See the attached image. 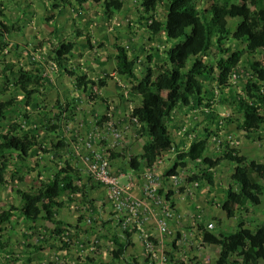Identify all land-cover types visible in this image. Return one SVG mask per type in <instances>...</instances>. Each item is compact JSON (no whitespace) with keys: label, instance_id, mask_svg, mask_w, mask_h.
<instances>
[{"label":"trees","instance_id":"trees-1","mask_svg":"<svg viewBox=\"0 0 264 264\" xmlns=\"http://www.w3.org/2000/svg\"><path fill=\"white\" fill-rule=\"evenodd\" d=\"M2 3L0 1V5ZM47 3H51L50 6L48 5L49 9L57 10L59 13L67 6L78 8L79 5V8H82L87 3H96L103 7L108 17H111L124 8L126 0H47ZM141 6V16L143 18L146 16V22L143 24L150 38L153 39L164 32L168 39L175 42L162 52L158 47L153 48V53L147 57V64L139 62L138 54L130 55L128 47L118 43L114 46L115 53L106 55L107 63L116 60L115 73L130 80V92L138 94L141 98L139 104L133 108L131 116L138 117L141 123L139 133L146 135L148 140L143 145L144 153L131 157V168L141 171L144 161L147 166H151L164 153L174 148L175 161L166 170L165 175L169 178L178 175L181 169L189 166L190 161H201L209 167L207 169L209 171L205 170L202 175L195 174L189 179L196 180L199 185L204 180L212 184L213 174L210 170L221 163L230 162L234 165L233 182L226 189V200L222 203V209L227 217H235L240 210L248 211L249 203L261 204L264 192V162L250 159L231 146L225 147L222 152L209 155L211 143L208 134L192 141L188 149L182 150L174 142L168 119L181 105H189L197 109L205 105L204 108L208 112L206 116L213 117L211 103H204V100L207 95L214 96L215 93L207 88L204 82L216 79L220 87L231 86V74L238 67H242L250 70L247 78H240L242 92L233 95V101L242 114L238 126L246 134L258 132L262 128L264 124V0H209L208 5L203 7H199L197 0H142ZM0 16L2 17L0 49L4 50L8 46L5 41L6 36L20 33L23 26L13 22V18L8 19L1 6ZM230 18L240 20L235 30L229 26ZM76 34L78 37L84 36L88 45H91L90 32L78 29ZM229 37L244 43L245 47L235 50L230 46L231 44L225 46ZM17 46L15 49H18ZM43 46L41 43L39 47H34L35 52L38 53ZM76 49V40L66 38L52 42L46 54L44 53L45 60L30 61L31 66L18 64L6 58L0 60V97H4L12 87L22 96L21 99L19 95L0 99V120H5L19 103L35 108L41 106L37 95L45 94L43 88L50 82L45 70L51 60L57 64L58 70L72 76L77 75L78 87L86 88L90 84L102 88L108 85L109 80L114 79V75L108 73L107 68L102 69L105 74L103 77L94 80L85 72L77 73V70L69 67L68 62L74 56ZM258 49L261 50L260 57H251ZM246 54L249 56L245 57ZM139 64L143 67L142 75L136 73ZM237 76L240 77V74ZM90 96L95 97V94ZM101 99L108 102L104 96ZM55 106L58 108V113H55L57 119H61L62 116L63 122L73 119L75 107L69 101L63 103L57 99ZM45 129L52 130L53 127L48 129L45 125ZM39 136L38 129L32 127L29 130L22 129V124L16 121L10 123L7 130L0 131V185L9 182L7 174L12 159L11 154L17 153V161L26 168L18 177L20 181L42 163L40 158L33 163L29 160L33 153L37 156L40 154L37 153L42 145ZM73 140L75 141L74 137ZM70 141L72 140L63 133V139L52 141L51 147L44 149L43 152L51 153V162L63 158V165L51 178L42 180L35 190L16 189L20 197V205L0 211V232L4 231V223L14 217L15 211H19L32 223L42 218L54 225V234H57L62 246L69 250L75 238L79 237L78 232H72V228L80 226L79 223L86 218L87 212L90 221L93 220L94 214L90 212L88 206L79 207L82 208V214L76 225L66 223L64 226L63 220L59 218V213L67 202L81 201L83 204V201H96L94 198H89L88 193H84L83 196L78 195L81 188L78 180L83 179L82 169L73 166L63 157L70 151ZM109 151L112 159L113 153ZM86 177L87 185L92 181L99 183L89 172ZM15 178L17 177L13 176L12 180ZM172 192L166 195L168 200L171 199ZM63 195L67 196V201L62 198ZM110 221L104 220V227L113 231ZM33 226L27 225L28 228ZM243 226L242 217L238 219L237 229L233 231H221L216 234L210 228L201 226L202 239L220 246L216 264H258L259 260L264 259V224L258 227L253 237L245 234ZM84 229L89 231L91 227ZM116 232L113 231L112 238L114 237L118 250H113V255L123 258L129 245L130 232L123 230L121 235ZM2 236L0 233V249L8 250L10 243L5 242ZM101 239L102 237L99 238ZM28 246L35 251L42 249V246L31 243ZM233 256L237 258L233 259Z\"/></svg>","mask_w":264,"mask_h":264},{"label":"rangeland","instance_id":"rangeland-1","mask_svg":"<svg viewBox=\"0 0 264 264\" xmlns=\"http://www.w3.org/2000/svg\"><path fill=\"white\" fill-rule=\"evenodd\" d=\"M41 1L42 0H27L26 4L18 5L17 8L11 7L14 9L12 14L17 11V14L21 15V12L24 8H32L37 11V4ZM197 1L199 7H203L208 5L209 0ZM48 5L50 6L51 3H46L45 7H48ZM95 5L97 4H94V6ZM85 7L86 8L82 7L81 9L73 8V10H75V13L76 11H79V16H76V18L74 19V23L76 24L77 29L84 30L86 25L90 23L91 19L89 17V14L93 10L88 9L87 4L85 5ZM4 10H6V7L4 8ZM69 10L70 14H74L71 8ZM88 10L90 11L88 12ZM51 11L53 10L50 9L48 13H45V15L43 17L41 16L40 18L41 22L43 23L41 26V32L38 30L39 32L37 31V33L34 32L35 30H31L28 32L27 37L24 33L23 37L25 38L24 40H22L25 45H22L19 51L16 49L17 51H15V55L12 54V52L9 53L10 47H6L4 50L0 49V60L6 58L7 60L10 59V61H12V59H16L17 57L25 58L26 56H28V49H30L33 51L35 57L33 61H44V55L46 54L49 45L52 42L64 40L67 36V34H63V12L61 20L59 22V20H57L55 16L58 13L57 10H54V14H51ZM92 13L96 15L97 11H93ZM239 21L240 20L238 18H230V28L232 30H235L238 26ZM58 23H60V26H57ZM99 26L100 24L96 25V33L101 31V28H99ZM94 37L95 36H93V38ZM107 37L108 39L106 38L105 41H100V36H97V39H95V43L91 42V45H77V49L74 52V56L68 62V66L77 70L78 72L88 73L91 76L98 75L97 73H99L100 69L103 68H107L108 73H113L115 71L114 69L116 63L114 62V60L107 63L105 59L107 54L112 53L113 50L115 51L112 42L117 38L113 33ZM41 43L44 46L42 47V49L40 48V51L38 53H35L34 47H39ZM227 44H231L230 46H232L235 50L245 47L244 43L231 39V37L227 39L225 46H227ZM6 49L8 53L5 52ZM260 54L261 50L258 49L255 55L250 56L260 57ZM142 55L143 58L146 56V54L143 53ZM246 56L249 55L246 54L245 57ZM51 62L52 60L49 61V64L47 65L45 71H58V68H56V70H52L50 68ZM26 65L28 66L30 64ZM142 69V65L139 64V67H137L136 69L137 73L140 74V71ZM249 70L238 67V69L235 70V72L230 76L231 86L220 87L216 79L205 81L204 83L206 87L215 93L214 96H211L210 94L207 95L204 100V103H211L213 117L206 116L208 112L206 108H204L206 107L205 105H202V107L193 110L192 113H187V115L179 113L177 117L178 121H184V123H188V126L184 128L181 126H177L174 128L172 123L168 122L173 135L178 136L182 134L189 136L190 134L193 135L194 133H197L198 135L201 134V136H204L208 134L211 143L209 155H212L215 152H222L224 151L225 147L231 146L239 150L240 153L248 156L250 159L264 162V124L258 132L246 134V132L240 129L238 126L242 118V114L238 111L237 106L233 101L234 93L238 94L242 92V80H240V78H247ZM238 74H240V77L237 76ZM12 79H14V76ZM44 93L45 94L43 95H37V100L41 105L38 108L25 105L24 103H19L14 108V110L7 115L5 120H0V131L7 130L10 123H12L13 121L21 123L22 129L29 130L30 127L38 129V134L44 135V138L47 139V145H41L40 149L41 154L46 157L44 159L42 158V161L44 160V165L50 167L48 171L51 175L53 174V172L57 171L61 165H63V158H58L57 160H54V162H51V153H45L43 151L45 148L48 149L51 147L50 144L52 143V141L63 139V133H67V129H69V127L64 125L63 116L61 117V119H57L55 117V113H58V108H56V106L51 102L52 99H54V95L50 96L49 91H44ZM13 95H19V92H17L16 89L12 87L10 91L7 92L4 97H0V99L9 98ZM26 114H28V116H26ZM45 125L48 126V129L51 127H53V129L46 130ZM74 129H78L76 125L74 126ZM91 131L93 132L95 130L93 129L90 130V132ZM77 132L80 133L79 129ZM97 133L98 134L93 135L95 136L96 141L101 144L99 149H102L103 147H109L106 142L107 138L102 140L103 135L101 128L97 131ZM128 134L129 133L124 134L123 141L124 139H126V135ZM136 134H140L139 127L134 126V131L131 135L136 136ZM71 136H73L75 140H80L81 135L79 136L78 134H71ZM84 148L86 147L84 146ZM90 152L91 149H86L85 153L89 154ZM11 157L12 159L9 164L7 174L9 182L5 185H0V211L8 209L14 205H20V197L16 192L18 183L13 182L12 178L13 176H16L18 178L19 175H21L23 172L21 171V169L18 172H13V170L15 169L14 158L16 157V153L11 154ZM174 157H176L175 153ZM36 160L37 158H32L30 162L33 163ZM25 169L26 168H24V170ZM207 169H209V167L203 164L201 161H190L189 166L186 168V170L181 169L179 171L178 182L171 183L172 191L176 190V192H178L177 200L180 210H176L177 208L174 209L172 207L176 213V218L172 220L170 224L176 229V234L178 235L177 240H179L180 246L179 251L186 252V255L188 256L187 259L177 260L178 262H180V264H184L185 260L190 261L191 259L195 260L199 258V255L194 253V251L197 252L203 248H206L205 250L208 252V257H206L205 254L203 256L204 259L206 258V261L208 263L204 262L201 259H198L195 264H216V250H214V247L211 248L210 245L204 244V240H202L201 235V226L208 227L207 225L212 222L214 224V227L211 230L216 234H219L221 231H233L237 229L238 219L242 217L244 219L243 231L248 237H253L255 236V231L258 229V227L264 224V192L262 195L261 204L253 205L249 203L248 211L240 210L235 217L229 218L227 217L226 212L222 209V205H220L219 203L223 202V197L226 195V189L233 182L232 175L234 173V165L228 162L221 163L212 168L210 170L213 174L212 184L207 180H204L202 183L200 182L199 185H196L194 183L196 182V180H189L190 177L195 174L202 175V173H204ZM158 175L160 178V194L166 196L169 192H165L163 190V186H161L163 181L161 177L163 176V174L161 173ZM78 181L81 186L80 193L78 194L79 196L80 194L83 196L84 193H88V196L98 195L99 197L97 199L105 201V196L104 194H102L105 188L102 184L97 183V185L95 186L88 187L87 183L83 182V179H80ZM94 183L95 182H93L92 184ZM207 184L210 186H208ZM30 185L34 187L35 183H28V187H30ZM208 187H211L212 189L209 190ZM95 188L98 190L96 191ZM100 188L102 190H100ZM62 198L67 201L66 195H63ZM205 199H207V203ZM171 201H175V198L173 196L171 197ZM192 203L195 204L194 211L192 208L187 206L192 205ZM75 212L80 216L82 214V208H77ZM109 212L115 213L111 208V210H106L105 214L102 216L94 215L95 218H93V220L91 221L94 224L93 227H97V229H100L101 226L104 225V223L102 224L101 221H104L106 219L110 220L111 218H106V214ZM86 215L90 217L89 212H87ZM21 216L22 215L19 213V211H15L14 217L9 222L4 223L3 225L4 231L0 233H2L3 235L2 239L5 242L10 243V247L8 248V250L0 249V264H41L42 259H44L45 264H71L67 261L66 258L68 253L62 251L66 248L62 246V242L57 238V234H54L53 232L54 225L44 227L45 223L43 221H40L38 222V224H35L33 228H28L27 225L24 224L23 218ZM116 218L118 223L122 224L120 218ZM109 228L111 229V227ZM124 229L125 228L123 227L121 228V230ZM194 231H196L197 233H195ZM188 235H194L191 239L192 242L196 240V244L191 243ZM74 241L75 242L72 243L70 249L72 247L73 249H75V247H77L76 245L79 244L78 242H84V238L78 237L75 238ZM104 241V243H99L100 247L103 246V244L106 247V242L108 244V241ZM29 243L42 246V249H40L41 251H39V253H42V255L35 254L31 256V252L29 253L30 249L28 247ZM235 258L237 257L233 256V259ZM103 261L106 263V260L103 259ZM258 264H264V259L259 260Z\"/></svg>","mask_w":264,"mask_h":264},{"label":"crops","instance_id":"crops-1","mask_svg":"<svg viewBox=\"0 0 264 264\" xmlns=\"http://www.w3.org/2000/svg\"><path fill=\"white\" fill-rule=\"evenodd\" d=\"M141 2L142 0H126L124 8L111 17H108L105 14V11L102 6L99 7L100 5L98 6V4L94 6V4L96 3H87V8L93 11H97V13L96 15H94V13H92L93 11H91V13L89 14V17L91 19L90 23L86 25L84 30L92 34L93 43H95V39H97V36H100V41H105L106 38L108 39L107 36H110L113 33L117 38L112 42L113 46H115L116 43L125 45L126 47H128L130 55L138 54L140 57L139 62H145L147 64V57L148 55L153 53V48L158 47L162 52L175 41L168 39L165 36L164 32H161L160 34L156 35L153 39L150 38V34L148 33L146 27L143 24L146 22V16L144 18L141 16ZM26 3L27 0H5L2 5H0L2 9L6 7V10L4 11L8 19L13 18V22L23 26V30L20 33H12L10 35H7L5 38V41L8 43L7 47H10L9 53L12 52V54H14L17 50L19 51L22 45H25L23 43V40L25 38L23 37L24 33L27 37L28 32L31 30H35L34 32H37L38 30L40 32L42 31L41 26L43 23L41 22L40 18L41 16L43 17L45 13H48L50 10L48 7H45L47 1L42 0L37 4V11L32 8H24L21 12V15L17 14V11L12 14L14 9L11 7L17 8L18 5H23ZM70 8L71 7L69 6L63 8V34H67V39H75L77 45H86L88 44L86 38L84 36L78 37L76 34V30L78 29L76 28L74 19L76 18V16H79V11H76L75 13V10L71 8L74 14H70ZM83 8L86 7L84 6ZM89 11L90 10H88V12ZM54 12L55 11H51V14H54ZM55 16L56 19L60 22L62 12H58ZM1 18L2 17L0 16V20ZM98 24H100L99 28H101V31L96 33V25ZM57 26H60V23H58ZM93 36L95 37L93 38ZM16 45H18L17 50L15 49ZM5 52L8 53L7 49L5 50ZM112 53H115V51L113 50ZM142 53L146 54L144 58ZM27 54L28 56H26L25 58L17 57L16 59H12V61L23 65L29 64V62L33 61L35 57L33 51L30 49H28ZM114 62L116 63V60H114ZM28 66H31V64ZM86 74L89 78L94 80H98L99 78L105 75L102 69H100L99 73H97L98 75L96 76H91L88 73ZM111 74L114 75V79L109 80L107 86L98 88L96 86L88 84V86L85 88L77 86V75L72 76L69 75L67 72L61 70H58L56 72H50V70H47L45 72V75L50 79V82L45 84V88H43V91H49L50 96L54 95V99H52L51 101L52 104L55 105L57 99H60L63 103L65 101H69L70 104L75 107L73 119L64 122V125L69 127V129H67V133H65L64 135L67 136L70 140H72L70 141V151L63 156L64 159L67 158L73 166L81 168L83 174L82 177H84L83 182H87L86 174L88 172V165L86 161L87 154L85 152L86 149L90 148L91 150H99L101 144L96 141V138L93 134H98L97 131L101 128L103 135L102 140L107 138L106 142L113 153L111 159L112 173L115 175V177H117L118 181L122 185L129 188L128 192L133 198L144 197L142 193L143 184L140 177L142 171L146 168H149L154 173L158 182L160 179L158 174L162 173L163 176L161 177V179L163 181L161 186H163V190L165 192L172 191L170 178L165 175V172L175 161L174 153H176V149L173 148L171 151L164 153L151 166H147L146 162L144 161V167L141 171H136L131 168V157L143 154V145L148 140V137L146 135H131L134 131V124L130 120V115L133 108L139 104L141 98L138 94H133L130 92L131 82L126 76L118 75L115 73V71ZM142 74L143 70H141L140 74L138 75ZM91 94H95V97H91ZM102 96L106 97V99L108 100L107 103L101 99ZM21 97L22 96L20 95V99ZM196 109L197 108L190 107L189 105H181L174 111L173 115L168 119V122L172 123L174 128L177 126H181L183 128L187 127L188 123H184V121H178L177 117L179 113L187 115V113H192L193 110ZM107 121H113L116 128L123 131V135L118 141H115L112 138L111 134L103 131ZM75 125L79 129L80 133L77 132L78 129H74ZM169 128L171 130V127ZM93 129L95 131L90 132V130ZM126 133L129 134L126 135V139H124L123 141V136ZM71 134H78L79 136L81 135L80 140L77 139V141H74L73 136H71ZM200 137L201 134L198 135L197 133H194L193 135L190 134L189 136L182 134L178 136L173 135L175 144H177L182 150L188 149L190 147L191 142L199 139ZM39 140L42 145H47V139L44 138V135H40ZM84 146L86 148H84ZM37 153L41 154V150H37ZM40 154L37 156L35 153H33V155L30 156L29 160H32V158H46L45 156ZM14 161L15 169L13 170V172H17L20 169L23 172L24 168L22 167V163L18 162L16 157L14 158ZM49 169L50 167L44 165L43 160L42 163L36 168V170L27 174L23 181L18 180V178H15L12 181L18 183V188L24 190H35L41 184L42 180H48V177L51 178L53 176L55 172L50 175L48 171ZM184 170H186V168ZM31 182L35 183L34 187H32V185L28 187V183ZM92 183L88 182V187L97 185V183ZM208 189L211 190L212 188L208 187ZM97 190L98 189H96V191ZM100 190L102 189L100 188ZM172 193L173 194L171 195V197L173 196L175 198V201L173 202L171 201V199L169 201L174 209L177 208L176 210H180L177 200L178 192L174 190ZM102 194H104L105 196V189L103 190ZM98 197V195H89V198H94L96 201H83V204H81V201H74L71 203L67 202L59 213V218L63 220L64 226H66V223H71L73 225H76L78 223L79 214L75 211L80 206H88L90 212L98 216L104 215L106 210H111L112 207L106 201H101L100 199H97ZM225 200L226 196L223 197V202H225ZM205 201L207 203V199H205ZM222 203L219 204L222 205ZM187 206L192 208L194 211L195 204L192 203V205ZM145 208L146 212L149 214V218L148 220H145L141 224V226L137 227L136 229L129 230V245L124 253L123 258H117L113 255V250H118V245L114 243V237L112 238V235L115 233H113L114 230L117 231L116 233H119L120 235L122 234V224L118 223L115 213L109 212L106 214V218H111L110 222H112L113 227L112 232L106 227H104V225H102L100 229H97V227H93L94 224L90 221V217L88 215H86V218L80 221V226L78 228H72V232H78L79 237L84 238V242H81L76 245L77 247H75V249H73L72 247L69 250H62L68 253L66 256L67 261L71 264H180V262H178L177 260L187 259V253L179 251L180 246L179 240H177L178 235L176 234V229L172 227L171 224L168 231H163L162 229H160L158 225V219L161 215L160 207L154 203H151L150 201H145ZM21 217L23 218L24 224L29 226L38 224V222L40 221H43L45 223L44 227L53 226L42 218L39 219L37 222L32 223L31 221H28L26 218H24L23 215ZM122 220L124 219H120V221ZM101 223L103 224V221H101ZM85 227H91V229L87 231L84 229ZM194 232L197 233L196 231ZM146 235H150V238L156 245L155 256L151 255L146 249ZM193 236L194 235H188V238L191 240L192 244H196V240L192 242L191 238H193ZM100 237H102L101 240H99ZM104 240L108 241V244L106 242V247L104 244L103 246L99 247V243H104ZM203 242L206 245H210L211 248H215V259L217 260L220 254V246L216 244H210L205 241ZM29 249V253L31 252V256L35 254L42 255V253H39V251L41 250L35 251L32 247H29ZM205 249L206 248H203L197 252L194 251V253L199 255V258L195 260L191 259L190 261L185 260V263L195 264L198 259H201L204 262L208 263L206 261V258H203L204 254L206 257H208V252ZM103 259L106 260V263L103 261ZM41 264H45L44 259L41 260Z\"/></svg>","mask_w":264,"mask_h":264},{"label":"built area","instance_id":"built-area-1","mask_svg":"<svg viewBox=\"0 0 264 264\" xmlns=\"http://www.w3.org/2000/svg\"><path fill=\"white\" fill-rule=\"evenodd\" d=\"M50 68L56 70L58 66L52 61ZM130 120L134 126L140 127L141 123L138 117L130 115ZM103 131L111 134L115 141H118L123 135V131L117 129L113 121H107ZM109 150L111 148L107 147L99 150H91V153L87 154L88 172L94 180L104 186L105 201L112 207L116 217L124 219L122 220L124 230L135 229L141 226L145 220H148L149 214L146 212L145 201H150L158 205L161 209V215L158 219L160 229L168 231L172 219L176 218V213L166 196L160 194L159 182L154 173L149 168L142 171L140 178L143 184L142 193L144 197L133 198L128 192L129 188L122 185L112 173ZM178 177L179 175L170 177V184L177 183L179 180ZM194 183L198 185L197 181ZM207 226L212 229L214 224L210 222ZM145 242L147 251L155 256L156 245L150 238V235H146Z\"/></svg>","mask_w":264,"mask_h":264}]
</instances>
